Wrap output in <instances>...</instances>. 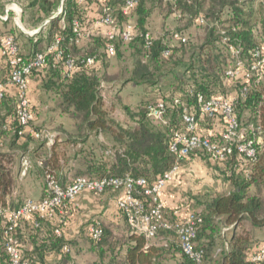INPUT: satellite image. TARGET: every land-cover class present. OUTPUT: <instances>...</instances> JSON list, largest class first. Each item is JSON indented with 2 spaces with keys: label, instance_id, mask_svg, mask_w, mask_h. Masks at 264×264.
<instances>
[{
  "label": "trees",
  "instance_id": "1",
  "mask_svg": "<svg viewBox=\"0 0 264 264\" xmlns=\"http://www.w3.org/2000/svg\"><path fill=\"white\" fill-rule=\"evenodd\" d=\"M93 1L95 0H86L85 3L78 0H0V16H7L6 20L0 18L2 26L12 21L13 12L7 11L6 14V7L14 3L21 8L20 22L24 28L37 30L35 34L29 36L16 26L6 31H0V37L6 34L15 36L19 45V54L25 60L33 57L36 53L45 54L48 46L53 44L57 37L60 38L56 50V52H61L59 62L54 59V53L46 54L47 66L33 69L28 80L37 81L40 83L41 89L46 92H54L60 99L59 107L61 111L82 121V123L77 122L73 126L76 133H69L67 142H80L84 147V155H86L87 136L81 139L76 137L81 132L86 131L88 135L105 132L117 143V146L114 147L113 157L110 160L103 159L102 154H96L92 157L86 155L82 158L78 175L73 174L69 178L70 176L66 172L72 169L67 167L72 157L70 158L65 153L61 154L57 151L58 140L55 135L53 143L45 151L46 155L40 159L38 172H41L45 177L47 175L53 176L62 186L69 184L79 176L89 179L143 177L151 184L165 171L171 169L175 163V156L169 151L170 130L184 128L185 124L182 116L185 112L195 114L197 131L201 125L208 124L212 126L217 119L221 121V116L210 118L200 115L196 93L200 92L204 99L211 97L227 98L224 88L227 87L228 81L229 83L232 82L237 94L233 103L234 115L238 120L239 127L246 128L244 139L253 137L256 139L254 143L255 153L254 156L248 157L237 151L236 143H234L232 152L226 155L224 160L217 161L224 167L223 175L230 184V190L216 194L210 199L205 204L202 214L193 211L202 218V223L197 229L195 247L203 250L201 264H204L207 253L204 246L198 244L197 241L202 229L203 232H208L209 237H213V234L217 231V227L213 224L214 218L218 217L220 222L230 227L229 229L232 232L230 240L224 243L225 248L221 253L218 264H264V260L255 261L251 258L260 249H264V241L251 243L247 233L239 234L236 232L243 221H248L257 228L264 227V69L249 70L248 78H229L226 75V70L235 67L236 57L232 56L231 64L224 65L225 62L220 59L221 56L217 49L206 48L207 46L199 47L196 49L197 53L195 54L197 57L196 63L191 58L189 63L186 64L188 71H192H190L191 85L186 91L178 93L179 95H173L167 101L163 100L165 111L161 119H155L148 115L149 106L153 102L146 104L144 110L137 112L134 117L136 122L133 126H110L104 118L102 100L99 96L102 80L98 76L96 64L99 63L101 55L95 53L99 46H104V54L107 55L105 52L108 42L107 37L100 34L85 36L86 26L90 27L91 23L94 22L86 16V7ZM126 1L102 0L99 15L111 14L116 19V25L120 28L126 22H122V19L118 18V14L126 18L130 13L135 14L136 23H132L136 28V34L133 40L130 42H124L120 38L115 40L131 45L138 43L137 45L142 50L143 56L148 62L155 63L156 67H158V63H161L162 58H169L172 55L171 48L166 46L162 39L155 41L146 29L147 19L152 9L162 3L170 4L174 7V10L179 12V16L194 19L199 24L205 23L208 18L212 17L214 19L212 23L213 30L217 28V24H222L221 16L225 13L227 24L221 29L223 32L219 37L229 53H231L229 45L241 49L239 58L245 60L244 67L246 69L257 60L253 55L255 49L264 45V19H258L252 9H248L247 0H137L135 7L129 14H124L123 8ZM59 9H61L60 12ZM74 20L79 21L81 28L79 35L73 31ZM257 27H259V32L255 30ZM218 29L220 30V28ZM175 32L182 31L172 32V38ZM146 33L150 35L148 39L145 37ZM86 37L88 39L83 46L82 42ZM21 39L24 40V46L20 44ZM178 42L184 47L187 44V38L184 43ZM26 43L27 48H25ZM165 50L169 52L167 55H164ZM93 55L96 56V62L92 65L86 64L85 59ZM68 56L74 58L77 65L76 70L70 75L63 68V60ZM2 57L5 62L6 76L0 82L6 81L10 73L6 57L3 54ZM142 67H145V73L141 68H137L134 71L133 78H131L136 84L150 83L147 76H150L152 72L148 71V66ZM244 89L245 94L241 96L240 92ZM29 103L30 112L32 113L31 124L34 127L39 111L37 105L30 98ZM16 106L15 89L11 94L10 89L7 88L3 97L0 98L1 207H6L5 196L10 193L14 185V175L11 173L13 157L17 153L26 154L29 152L37 155L44 149L42 143L32 144V140H44L35 139L28 132L18 134L22 126L18 122ZM1 112L4 114L1 115ZM210 137L219 139V134ZM259 137H262L263 142L257 140ZM20 138L24 140L21 141ZM43 143L45 144V141ZM2 144L5 146H2ZM197 155L210 159L206 153L200 152ZM62 159L63 164L61 165L60 160ZM62 168H66L67 171L60 172ZM65 175H67V178H65ZM112 189L107 188L104 192ZM45 196L46 186L43 185L39 199ZM136 196L143 200L146 206H149L150 198L141 193L136 194ZM23 199L19 200L16 206L9 207L16 208ZM75 201L66 202L61 212L59 213L57 210L52 217L41 218L39 214L33 213L19 221L13 235L18 240L22 263L45 264V258L50 254H56L61 260L63 256L65 257L70 252L69 245L72 240L64 236L63 229L66 214L70 205L74 204ZM118 211L121 218L126 222L129 233L126 242L115 248L119 249L120 252L119 262L116 264H157L163 251L172 253L171 255L175 258L176 264H196L182 252L178 235L173 227L158 228L154 236L147 239L144 234L137 233L131 228L122 210L118 208ZM162 215L172 226L183 220L176 215L174 210L167 209L165 206L162 207ZM35 222L38 223L37 226H35ZM92 225H99L102 234L99 239H93L89 235L90 240L93 242L92 249L96 251L99 257L91 264H115L113 258L108 261L104 259L105 251L102 248L104 242H111L113 232L100 221H94ZM6 228L7 224L0 216V264H8V255L4 248V231ZM57 230L60 231L59 234L56 232ZM165 234L172 235L176 244L163 241V247L159 248L149 243L150 239L163 237ZM111 245L114 248V245ZM65 246L68 250L65 249Z\"/></svg>",
  "mask_w": 264,
  "mask_h": 264
},
{
  "label": "rangeland",
  "instance_id": "2",
  "mask_svg": "<svg viewBox=\"0 0 264 264\" xmlns=\"http://www.w3.org/2000/svg\"><path fill=\"white\" fill-rule=\"evenodd\" d=\"M243 1V0H240ZM248 9H252L255 16L260 19H264V0H247ZM14 3L7 5L10 7ZM18 6V5H17ZM19 7V6H18ZM20 8V7H19ZM21 13V8L18 14ZM100 14V9L97 11ZM118 18L123 22L136 23L135 14L127 15V18L120 16ZM226 14H222V24H217V28L212 27L213 18H208L205 23L199 24L194 19H190L184 16H179V12L174 10V7L167 3H162L152 9L151 14L147 19L146 29L156 40H163L162 42L169 46L172 50V55L169 58H162L161 63H158L156 67L155 63L148 62L143 56L142 50L139 49L137 44L123 43L119 40H114L116 51L114 55L108 56L104 54V46H99L95 52L99 56L101 55V61L96 64L98 68V76L101 78V86L99 90V96L102 100V108L104 110V118L110 126H133L136 122L134 118L138 111L144 110V106L148 103H153L156 100H169L173 95H178L180 92H184L191 85V72L188 71L187 65L189 61L194 60L196 63L197 48L207 46L206 48L217 49L220 54V59L224 60V65H229L232 62V53L226 50L225 44L221 41L223 27L227 22ZM94 22L91 25L95 24ZM127 19V20H126ZM19 21V20H18ZM20 22V21H19ZM18 24L21 26L22 24ZM91 22V21H90ZM97 26V25H94ZM24 28V26H21ZM19 28V27H18ZM220 28V30L218 29ZM23 30V29H22ZM25 31H33V29H26ZM85 36L94 33L95 35H101V28L88 27L85 28ZM180 30L187 38L186 46L182 47L178 41L172 38V32ZM256 32H259L257 27ZM92 32V33H91ZM32 33V32H31ZM105 36V35H104ZM97 38V37H95ZM87 37L84 38L83 46L87 42ZM20 44L24 46V40H20ZM81 44V43H80ZM49 47V46H48ZM27 48V43L26 47ZM207 50V49H206ZM194 58V59H193ZM142 66H148V71L152 74L147 76L150 83L136 84L131 80L133 78L134 71L137 68H141L145 73L146 69ZM32 82V96L38 101V119L35 121L34 127L48 129L49 132L56 135L57 151L59 153H65L66 156H70L72 159L70 164L68 163L70 170L62 168L60 172L67 171V175L71 178L72 175H78L82 165V158L87 156H95L96 154H103V159L110 160V155L114 146H111L109 136L105 132L97 133L96 135H88L86 131L76 135L77 138H84L86 140V155L83 154V145L81 143H68V134H75L76 131L73 126L81 120L70 117L64 111H61L59 107V101L56 94L52 91H44L40 87V83L29 79ZM264 83V78H263ZM225 87V95L227 98L232 96L236 90L233 88L232 82L229 81ZM31 96V91H29ZM234 93V94H235ZM66 140V141H65ZM44 141L32 140L33 145L42 143L44 149L35 155L34 153H17L13 157V163L11 164V173H22L23 166H21L22 160L27 159L29 167L25 173L28 175L29 183V195L31 198L37 194L42 193L43 185H45V176L38 172L40 166V159L44 158L45 151L49 145L43 143ZM85 144V145H86ZM194 160H184L179 168V179L177 178V186L175 192L178 193V204L182 203L185 207L192 208L190 211H195L200 214L203 213L205 204L212 199L216 194L225 193L228 191L229 186L226 182L224 173V167L220 165V162H211L208 158H202L198 156H191ZM189 159V158H188ZM60 164H63V159L60 160ZM184 164V165H183ZM183 165V166H182ZM178 168V169H179ZM178 172V171H177ZM177 174V173H176ZM175 174V175H176ZM23 175V174H22ZM65 175V178H67ZM174 175V177H175ZM177 176V175H176ZM24 177V176H23ZM20 181V180H19ZM176 181V182H177ZM17 181H14L16 183ZM25 193V191H23ZM90 193V192H89ZM106 195L109 191L104 192ZM88 199L77 198L74 204L70 205L68 213L64 221V228L68 224H74L71 235L68 239H71L70 252L66 256L59 260L56 254H50L45 258V264H91L94 260L98 259V254L92 249V241L89 236V229L94 221H100L106 227H109L113 232L111 242L103 243V250L105 251L103 257L106 261L111 258L114 259L115 264L119 262L120 252L119 249H115L118 246L126 242V238L129 233V228L126 222L119 217L116 222L112 219L110 210L103 207L102 196H94L90 193ZM217 227V231L213 234V237L208 236V232H201L198 239V244L203 245L207 257L204 264H218L222 251L224 250L225 241H229L231 238V229L223 222H220L218 217L214 218V223ZM220 228V230H219ZM220 231V232H219ZM237 233H247L250 237L249 242L255 243L264 241V227H254L248 221H243L236 229ZM163 241L176 244L174 237L170 234L160 236L149 240V243L162 248ZM114 248H112V245ZM99 246V245H98ZM27 246L25 245V248ZM172 253L163 251L157 261V264H176V260L171 255Z\"/></svg>",
  "mask_w": 264,
  "mask_h": 264
},
{
  "label": "built area",
  "instance_id": "3",
  "mask_svg": "<svg viewBox=\"0 0 264 264\" xmlns=\"http://www.w3.org/2000/svg\"><path fill=\"white\" fill-rule=\"evenodd\" d=\"M85 3L86 0H78ZM137 0H127L123 8L124 14L135 7ZM61 9H59V12ZM6 19V15L0 16ZM95 25L105 26L108 30L105 33L107 44L105 52L108 56L114 55L115 46L113 41L120 38L124 42L133 40L136 34V28L130 21L126 22L122 27L116 25V19L109 13L101 15L95 22ZM73 31L79 35L81 28L78 20L73 22ZM149 33L145 34L146 39L149 38ZM173 38L176 41L184 43L186 37L182 32H175ZM60 38L57 37L51 44L46 53H36L33 57L25 60L20 54L19 45L14 35L6 34L0 37L1 53L6 57V61L10 67L9 78L0 82V98L9 87H13L16 92L17 106L16 114L19 124L22 128L18 134L28 132L35 139L44 140L47 145H51L55 135L46 129L32 127V113L30 112L28 78L33 69L47 66L46 54L54 53V59L59 62L60 51H57ZM149 43V42H148ZM229 50L236 57L235 67H230L226 70V75L229 78L245 77L248 78L249 70L264 69V45L256 48L253 55L256 57V62L252 63L248 69L244 67L245 60L239 58L241 49L229 45ZM169 52L164 51V55ZM96 62V56H89L85 59V63L92 65ZM63 68L68 75L73 73L76 68L74 58L68 56L63 60ZM245 94V89L240 92V95ZM196 100L199 106L201 116L218 117L221 116L223 130L219 134V139H212L209 135L201 134L197 131V118L192 112H185L182 116L184 122L183 129H171V140L169 143V151L175 156V163L171 169L165 171L153 183L149 184L143 177H103L101 179H89L86 177H76L69 184L62 186L53 176L45 177L46 196L41 199L26 197L16 208L9 206H0V216L7 224L4 231V248L8 255V264H24L21 262V253L17 238L13 235L15 227L19 221L36 213L41 218L52 217L56 211L60 213L66 202H72L78 198L83 192L100 194L107 188L121 189L123 196L117 200V207L122 210L126 216L128 224L137 232L142 233L145 237L151 238L154 236L158 228H174L178 235L180 248L182 252L194 261L196 264H201L203 259V250L195 247V238L197 229L202 223V218L195 212H190L184 220L175 223L173 226L167 222L162 215L163 203L160 200V193L165 184L170 181L175 172L178 170L180 162L198 153H206L211 160L222 161L226 155L232 152V145L236 143L237 151L244 153L248 157L254 156V143L256 139H244L245 127H239L237 118L234 115L233 103L235 98L211 97L204 99L200 92L196 93ZM165 111V103L163 100H156L149 106L148 115L155 119H161ZM258 140V139H257ZM258 142V141H257ZM24 175L29 167L27 159L22 160ZM141 193L150 198L149 206L138 198L136 194ZM35 222V226H37ZM58 234L60 231H56ZM102 234V229L99 225H91L89 235L93 239H99ZM65 249L68 248L65 246ZM252 260H264V249L252 255Z\"/></svg>",
  "mask_w": 264,
  "mask_h": 264
},
{
  "label": "crops",
  "instance_id": "4",
  "mask_svg": "<svg viewBox=\"0 0 264 264\" xmlns=\"http://www.w3.org/2000/svg\"><path fill=\"white\" fill-rule=\"evenodd\" d=\"M101 2H102V0H95V1L91 2L86 7V16L88 17L89 20H94L95 18H99L100 15H98L97 11L100 8ZM13 5L14 6L11 5L10 7H8V6L6 7V14H7V11L13 12L12 21L10 23L6 24L5 26H2L0 24V31H6V30L10 29L11 27L16 26V27H19L20 29H23V32L26 33V35H28V36L35 34L37 32V30L31 31L32 32L31 33L29 31H25L24 28L21 27L22 25L20 26L18 24V22L20 21V14H18V12L20 11V8L16 4H13ZM6 18H7V16H6ZM2 20H6V19H2ZM94 25L95 24L91 25L90 27L91 28H92V26L98 27V26H94ZM99 28H101V31H100L101 35H105L108 28L105 26H99ZM92 34H94V33H92ZM5 76H6V67H5V62H4V59L2 57V53L0 50V80H2ZM32 87H33L32 82L29 81L28 82V90L31 91V96L29 93V98L35 105H38V101L36 102V100L32 96V92H33ZM9 89H10V93L13 94L14 88L9 87ZM234 93L235 92H233L232 96H229V97L230 98H236L237 94L236 93L234 94ZM3 114L4 113L1 112V115H3ZM222 130H223V123L221 121H219L218 119L212 124V126L205 124L203 126L201 125L198 129V131L201 134L209 135V136L218 135L221 133ZM20 140L22 141L24 139L20 138ZM109 141H110L111 146H114V147L117 146V143L113 140L112 137H109ZM258 141L263 142L262 137H259ZM2 146H5V145L2 144ZM3 148H5V147H3ZM112 151L113 152H111L110 159L113 157L114 150H112ZM102 154H103V152H102ZM192 156H198V155H192ZM190 157H189V159L187 158L185 160H194L195 159V158H190ZM212 161L215 162L214 160H211V162ZM21 166H22V164H21ZM180 169L181 168H179L177 170L178 172L177 171L175 172V174L177 173L176 174L177 176L174 174L175 177L173 176V178L165 184L164 188L162 189V191L160 193V200L163 203V206H165V208L170 209V210H174L176 215L184 220L186 218V216L188 215V213L193 212V211H190L192 208L185 207L182 203L178 204V197L179 196H178V193H176L174 190H175V187L177 186V183H179L177 181V178L179 179L180 175H178V174H179ZM14 181H17V182L14 183L13 188L10 191V193L5 196V204H6V206H10V207L16 206L19 203V200L26 198L28 196L30 197V195H29V193H30L29 192V183H27L28 175L27 174L22 175V173H16V174H14ZM227 183H228L227 185L229 186V189H228V191H229L230 190V184H229V182H227ZM23 191H25V193ZM108 191H109V193L107 195L105 193L100 194V195H98V194H93V195L104 197L103 202H102L103 207L105 208V210L106 209L110 210V213L112 214L113 221L117 223V221L119 220V217H121L119 214V211H118V207H117V200L123 196V191L121 189H112V190H108ZM40 196H41V194L40 195L37 194L35 197L31 196V198L39 199ZM89 196H90L89 192H83L78 196V198L79 199H88V201L91 202V200H89V199H91V198H89ZM73 226H74V224H68L63 229L64 236L66 238L70 237L71 232H72L71 230L74 229Z\"/></svg>",
  "mask_w": 264,
  "mask_h": 264
}]
</instances>
